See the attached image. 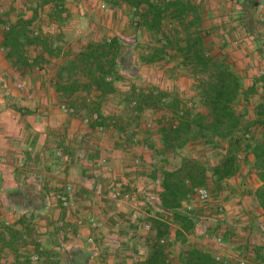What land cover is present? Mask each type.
Instances as JSON below:
<instances>
[{
	"label": "crops",
	"instance_id": "crops-1",
	"mask_svg": "<svg viewBox=\"0 0 264 264\" xmlns=\"http://www.w3.org/2000/svg\"><path fill=\"white\" fill-rule=\"evenodd\" d=\"M175 1L188 3L196 8L202 21L204 42L214 53L218 52L230 56V54H226L225 50L227 49L216 50L215 45L210 43L212 39L214 41L216 39L221 41L222 39L221 42L223 40L238 41L240 48L236 50L242 54L245 49L241 47L240 39L246 40V37L250 40L254 39V36L250 35L247 25L249 17L251 19L255 17L253 24H255L257 33L264 32V27L257 25L260 23L258 22L259 13H264V0H170L169 2ZM101 2L109 7V15L100 11L99 3ZM157 2L164 4L162 0H157ZM16 3L20 7L21 15L13 18L12 25L23 20L29 23L28 29L30 30L49 23L48 19L52 20V15L55 12L59 13L60 20L57 22L56 33L40 38H48L52 47L61 48L62 52L54 61L52 57L43 55L42 63L35 66L29 63L38 54L43 53L40 47L31 45L24 49L23 54L24 58H27V65H20L6 58V50L3 49L2 52L0 49V152L5 159V162L0 164V264H14L16 258L19 257L18 253H21L23 249L33 250L32 252L35 253L50 249L69 250L70 248H87L90 254L85 260L87 264H136V261L140 263L143 261L147 249L137 252L140 248L130 237L125 241V244L120 240L115 241V238L111 239L107 235L108 229L105 224L111 216L115 223L116 220L120 221L117 228L119 229L122 222L128 220L130 224L128 226L123 224L122 227L130 235L135 225H131L134 221L130 219L129 214L134 208L139 210L140 205H143L144 210H146L140 214L141 224L149 222V215L152 212L146 206L148 203L145 204L141 200L143 193L137 184L144 181H139L140 176L146 179V175L149 174L152 180L157 177L162 179L163 172H173L181 167L182 158L180 161L168 158L171 152L162 146L158 131L155 135L156 146L149 148L147 145L148 137L139 136L137 128L130 130L118 114L104 115L105 118H102V122L104 124L113 122L114 128L108 130L105 136H99L93 129L94 125L82 124L80 119L87 110L82 109L77 104L79 102L77 93L62 95L56 90L57 76L60 66L63 64V49L67 45L62 36L64 29L70 28V30H75V33H82L79 38L85 37L84 39L90 43L103 42L106 38L118 39L117 32L121 26H115L114 23L125 18L119 10L130 6L123 0H116L114 3H110V0H16ZM253 5L257 6L254 9L256 16L253 11H248V7ZM34 18H37L39 24L34 21ZM30 34L32 33L30 32ZM0 45L2 47L1 39ZM3 59L9 60L8 64L7 60ZM169 60L172 61L173 59ZM169 60L159 61L157 68H161V71L157 77L163 76L167 68L176 72L190 71L189 66H183L179 64L180 62H168ZM166 62H168L167 65L164 64ZM8 65L10 66L9 69H7ZM233 67L241 75L240 68ZM241 77L243 78L242 75ZM177 82L176 87L181 84L180 81ZM243 82L245 87L253 86L254 90L257 91V84L249 83L247 79H243ZM16 83L23 85L22 91L15 89ZM117 87L118 83L116 92L118 91ZM159 88L162 89V87ZM262 91H264V87ZM78 94L85 97V100L90 97L84 93ZM167 95H169L168 98L174 96L186 102V100L169 92ZM112 97L113 95H110L104 99H111ZM261 100L262 98H259L255 105L257 106ZM192 101H196L194 108H198L199 99L193 98ZM248 101L251 102V99ZM63 104L74 107L78 116L64 114L60 110V106ZM19 107L22 108L21 112L14 110V108L18 109ZM98 114L102 117L101 112ZM162 114L157 116V123ZM116 122L118 125L115 126ZM193 143L188 142L179 151L190 153L187 157L196 159L192 153L194 151ZM142 146H145L146 149H142ZM57 150L63 151L66 155L65 160H59L55 157ZM153 150H157L159 156L164 159L157 166L152 162ZM80 152H84L93 163L104 160L107 165L113 168V174L107 175L94 166L85 164L78 158ZM183 155L181 156L183 157ZM135 158L141 160L140 165L129 167ZM198 161L200 162V160ZM208 166L210 165L208 164ZM148 168H150L149 171H147ZM207 170L206 177L208 179L211 177V172L209 169ZM239 172L235 175L236 178ZM247 173L256 183L254 191L260 184L250 174L249 168ZM230 181L231 178L223 181L221 185H225V182L230 183ZM66 183H70L74 187L77 202L76 210L70 211L63 208L57 199L58 194L63 192V185ZM114 186L135 192L138 195L137 204H117L110 197V190ZM162 190V186L157 188V194L151 198H154L158 208L164 211L159 201ZM100 191L104 194L100 195ZM250 198L252 201L250 209L256 211L257 220H264L261 210L253 200V195ZM185 203L182 205V210ZM89 215H93L101 223L100 228L91 229L87 225L86 217ZM62 228L65 230L64 235L60 233ZM195 232L196 235L206 237L211 230L203 227L199 231L196 225ZM151 233L153 232L151 231ZM77 234H80L81 237L77 238ZM88 236L94 238V245L85 244V239ZM225 236L231 239L230 234H225ZM102 237L104 238L102 239ZM225 242L229 246L228 241ZM214 244L216 247L218 246L216 242ZM251 247L252 256H254L250 259L254 262L260 261L256 260L257 257L255 256V250L257 251L259 248ZM214 248L212 249L210 244L203 249L223 258L233 256L227 252H218V249ZM130 252L132 255L129 256L128 253ZM136 253L141 254L140 258L135 257L134 254ZM238 257L237 260L244 263L248 262L247 259Z\"/></svg>",
	"mask_w": 264,
	"mask_h": 264
},
{
	"label": "trees",
	"instance_id": "trees-1",
	"mask_svg": "<svg viewBox=\"0 0 264 264\" xmlns=\"http://www.w3.org/2000/svg\"><path fill=\"white\" fill-rule=\"evenodd\" d=\"M123 1L134 10L145 6L139 26L153 34L160 33L165 19L176 24L172 36L165 38L142 61L150 64L159 62L164 56L172 57L171 53L177 54L182 65L190 67L199 99V107L194 108L179 98H168L169 95L157 90L140 93L134 98L136 100H130L129 105L137 110L147 107L152 112L163 113L158 122V133L162 146L167 151L174 154L190 141H201L209 146L214 155H218V160L211 167L196 159L184 157L178 170L163 172V190L159 201L177 228L172 230L165 217L161 218L162 215L153 218L150 216L149 223L154 235L139 264H246L231 258L216 260L215 254L187 244L189 237L196 235L197 218L183 211L182 205L190 200L195 188L205 186L207 169L211 172L214 185L220 186L223 181L238 173L242 161L248 165L250 174L260 184L252 195L264 218V136L253 142L245 137L250 127L245 122L247 104L249 96L255 91L254 87H245L241 75L230 61L222 54L214 53L205 44L202 21L192 5L180 1L164 4H159L156 0ZM251 8L254 10L257 6L253 5ZM6 21L8 16L0 15V25ZM28 25V22L19 20L1 37L6 58L20 65H27L23 52L31 45L40 47L43 52L29 63L31 65L42 63L43 55L59 56L61 48H53L48 38L31 37ZM63 50V64L57 76V92L62 95L84 93L98 101L116 93V85L120 79L119 39L112 38L109 43L103 41L66 45ZM240 104L243 108L238 109ZM254 115L256 120L252 123L264 125V96L254 107ZM163 238L179 240L184 245L176 254L175 260L168 258L170 242L160 243Z\"/></svg>",
	"mask_w": 264,
	"mask_h": 264
},
{
	"label": "rangeland",
	"instance_id": "rangeland-1",
	"mask_svg": "<svg viewBox=\"0 0 264 264\" xmlns=\"http://www.w3.org/2000/svg\"><path fill=\"white\" fill-rule=\"evenodd\" d=\"M115 1L116 0H110V3H114ZM151 2H154V0H151ZM1 3L4 6L5 10H7L6 15L9 17V22H11L12 24V20L14 21L13 18L19 17L21 15V13L19 12L20 7H18L16 0H3L1 1ZM250 8L251 7H248V11H253V14H255L256 16V12L252 8ZM132 9L133 7H126L123 10H119V12H121V15L123 13L125 18H121L120 21L118 20L116 23H114L115 26H121L118 29L119 31L117 30V36L121 42V51L118 66V73L120 75L117 87L118 91L113 94V97L111 99H104L100 101L94 100L93 98L85 100V97H82L81 94L77 93L79 100L77 104L82 109L87 110L84 115H87L88 113L92 114L94 112H101V118H105L104 115L107 116V114H118V116L120 115L122 121L126 123V126H128L130 130L132 128H137V134L139 136L148 137V147L154 148L156 146L155 135L158 131V119L156 118L160 113L158 114L157 112H152L147 107L137 110L136 107H132L129 105L130 100H136L134 98H137L140 93L146 94L149 91L153 92L159 90L164 93L166 92V94L167 92H169L170 94L179 96L183 100H186L188 105L195 106L196 101H192V99H198V90L195 88L196 81L194 79V76H192L191 72L188 70L176 72L167 68V70L165 69L163 76L161 75V77H157V75H159V72L161 71V68H157L159 62L157 61L150 64L143 63V58H148L153 50L164 42L165 38H170L172 36V30L176 24L170 20L165 19L164 21H162V28L160 33L153 34L144 27L139 26L140 16L143 14L145 6L142 5L135 11H132ZM9 14L11 15V17ZM109 14L110 13H107L106 15ZM1 16H5V14ZM45 16H47V14H45ZM251 16L253 15L251 14ZM52 17L53 19H48V22H51L57 26V22H59L60 20L59 13L55 12ZM252 18L253 19L249 17V22L247 21V25L249 26L250 35L254 36V39L250 40L246 37V40H242V38H239L242 44L241 47L245 49L244 51H242V54H239V52H237L236 49H239L240 45H234V40L231 42L225 40L221 42L222 39L221 41L217 39V41H214L213 39L210 40V43L215 45L216 50L227 49L225 50L227 52L226 54H230V56H223H225L233 66L240 68L239 70L241 71V75L243 76L242 80L247 79L249 83L257 84V91H254L249 96V100L251 99V102L249 101L247 104V107L249 109L247 112V117L245 119V122L247 124H250V127L247 130L248 132L246 133L249 134L247 139H249L250 142L258 140L264 136V125L252 123L256 120V117L254 115V106H256L255 104L258 102V99H261L264 96V91H262L264 85V75H257L260 69L264 70V32L257 33L255 24H253L255 22V17ZM34 21L36 22L37 18H34ZM170 24L172 26L171 28L169 27ZM258 24L260 27H264V21L257 23V25ZM78 30H80L79 27ZM81 34L82 33H75V30H70V28H68L67 30L64 29V34L62 36L63 38H65V43L67 45L87 44V42L89 41H86V39H84L85 37H83L82 39L79 38ZM4 35L5 34L2 35L0 32L1 37ZM54 40H57V38H54ZM235 53L236 55H234ZM171 54L172 57L164 56L162 60L159 61L173 59L174 61L169 60L168 62H180L179 64H182L177 54ZM56 57L58 56L53 55L52 60L54 61ZM3 60L6 61L7 59ZM8 62L9 60H7V64ZM168 62L164 64L167 65ZM9 68L10 66L8 65L7 69ZM163 80L164 82H162ZM177 81H180L181 84L180 86L176 87ZM243 84L245 83L243 82ZM159 87H162L163 90ZM240 108H243L242 104L238 106V109ZM21 109V107H19L18 109L14 108V110H18L19 112H21ZM78 109L80 110L79 107ZM147 121L152 122V127L147 128ZM116 125H118L117 122L115 123V126ZM193 144L194 151L192 153H194L197 160H200L201 163L207 164L206 166H208V164L210 166L215 164V162L218 160V155H214V152L209 149V146L201 141H194ZM188 154L190 153L177 151L174 154L169 153L168 158H170V160L172 159L180 161L181 158L187 157ZM152 155V162L153 164H156V166L158 165V163H161V161L164 160L159 156L157 150H153ZM181 155H183V157ZM240 163V172L237 175V178L236 176L231 178L230 183L225 182V185L216 186L214 185L211 177L207 179L205 186H203V188H205L209 193V201L207 203L200 204L194 198H190V200L187 202L189 206H191L189 214H192L197 218L196 225L198 226V230H202L203 227L211 230V232H209L206 237L200 236L199 234L194 235L193 237H189L187 244L196 246L197 248H206V245L209 246L211 244L212 249L215 247L218 249V252H227L228 254L233 255L232 257H230L231 259L237 260L239 258L238 256H240L247 259L248 262L246 264H264V220H257L258 216L256 215V211L250 209V207L252 206L250 196L252 195V191L256 183L254 180H252L251 177L248 176V165L246 163H243L242 161ZM131 166L135 167L133 162L129 167ZM149 170L150 168L147 169V171ZM139 181H144L138 183L137 185L140 188V191L143 193V198L141 200L145 204L148 203L146 206H148L149 211L152 212L149 215V218L150 216L151 218H153L157 215H162L161 218L165 217L164 219L170 223V227L172 228V230H175L177 228V225L170 221V216L166 213V211H161V209H159L155 203L156 200L154 198H151V196L153 197L154 194H157V188L152 186V178L150 177V175H146V179L141 178L140 176ZM122 186L124 187V185ZM99 194L102 195L104 193L100 191ZM117 204L121 205L122 203ZM144 211L146 212V210H144V206L140 205L138 210L139 215ZM140 220L141 217H139L138 221L131 224L135 225V228H133V231H131L132 233L128 235L129 232H126L122 225L126 224L128 226L130 224L128 223L129 221L126 220V222H122V225L119 229H114L115 220H113L112 217L109 216V219L105 224L108 229L107 235L110 236L111 239L115 238V241H122V243L124 244L125 241L130 237L136 242V244H138V248H140L137 252H141V250L147 249L148 244L152 240L154 234L151 233V230L149 232L143 230ZM116 222L119 223L120 221L116 220ZM225 234H230L231 239H228ZM232 236H234V239L232 238ZM217 237L222 238V242L220 244L216 243L218 246H220L219 248L214 244ZM103 238L104 237H102V239ZM170 238H173V236ZM178 241L179 240L172 239V241H170L169 243L170 245L167 256L170 260H175L176 254L184 246ZM225 241H228L229 246L228 244H225ZM251 246L259 248L257 249V254L255 250V256L258 255V258L256 260L260 261L254 262L252 259H250L254 256H252ZM32 251L23 249L21 250V253L17 252L19 254V257L16 258L17 260L14 262V264H87V261L85 262V260L90 255L87 248H70L69 250L50 249L47 251H38L35 253ZM131 253L132 252L128 253V255H132ZM31 254H37V256L39 257V260L36 263H31L29 261L28 258ZM134 255L135 257L141 256V254L139 253H136ZM135 263L139 264L138 261H136Z\"/></svg>",
	"mask_w": 264,
	"mask_h": 264
},
{
	"label": "built area",
	"instance_id": "built-area-1",
	"mask_svg": "<svg viewBox=\"0 0 264 264\" xmlns=\"http://www.w3.org/2000/svg\"><path fill=\"white\" fill-rule=\"evenodd\" d=\"M0 0V15H3L7 13V10H5L4 6L2 5ZM164 3H168L170 0H162ZM157 2V0H156ZM99 9L100 11H102L104 14H107L110 12L109 7L107 6V4H105L104 2L99 3ZM132 11H135L134 9ZM258 21L263 22L264 21V14L263 13H259L258 16ZM11 22H9V17H8V21L4 22L2 25H0V32L1 34H6L10 31L11 28ZM169 27L171 28V24L169 25ZM57 26L54 25L53 23H46L43 24L40 28H34L31 30L32 36L33 37H47V36H51L54 35L57 31ZM112 38H106L104 41L109 43L110 40ZM239 42L235 41L234 45H238ZM1 51H3V48L0 47ZM258 76H262L264 75V70L260 69L258 71ZM15 89L18 91H22L23 90V85L21 83H16L15 84ZM133 105V103H132ZM191 106V105H189ZM60 110L67 115L70 116H78V112L77 110L70 106V105H66L63 104L60 106ZM81 122L82 124L86 125V126H91L94 125V130L95 132L103 137L107 134L108 130H112L114 128V123L111 122L109 124H104L102 122V118L100 116V114H98L97 112H94L90 115H84L83 117H81ZM147 128L152 127V122L147 121L146 123ZM248 134H246V138H248ZM142 149H146L145 146L141 147ZM66 155L63 153L62 150H57L55 151V157L59 160H65ZM78 158H80L82 161H85V163L94 166L96 169L103 171L104 173H106L107 175H112L113 174V168L110 165H107L105 163L104 160H98L96 162H92L89 158H87V156L84 154V152H80L78 154ZM5 162L4 156L3 154L0 152V164H3ZM140 159L139 158H135L133 160V164L135 167L139 166L140 164ZM152 186L159 188L160 186H162L161 183V178L157 177L155 179L152 180ZM110 197L116 201L117 203H122V204H132V205H136L137 201H138V195L135 192L132 191H126L123 190L119 187H112L110 190ZM190 198H194L197 202H199L200 204H205L209 201V193L208 191L203 188H195L192 191V194L190 195ZM57 199L59 200L61 206L67 210H76L77 209V202H76V196H75V191H74V187L72 184L70 183H66L63 185V192L58 194ZM183 210L187 213H190L191 210V206H189L188 203H185L183 206ZM129 217L132 221L136 222L138 221L140 215L139 212L137 210V208H134V210H132L129 214ZM86 223L87 225L91 228V229H97L101 227V223L99 221L96 220V218L93 215H89L86 217ZM6 225V224H5ZM119 223L116 222L114 224V228H118L119 227ZM7 226V225H6ZM1 228V227H0ZM142 228L149 232L151 230V224L149 222H143L142 223ZM62 235L65 234V230L62 228L61 232ZM77 238H80V234L76 235ZM170 242V240H166L165 238L160 240V243L165 244L167 242ZM217 244H220L222 242V238L221 237H217L215 239ZM85 244L92 246L95 244L94 238L92 236H88L85 239ZM225 258V257H224ZM29 261L31 263H36L39 260V257L37 256V254H31L29 256ZM223 259L222 256H216V260H221Z\"/></svg>",
	"mask_w": 264,
	"mask_h": 264
}]
</instances>
